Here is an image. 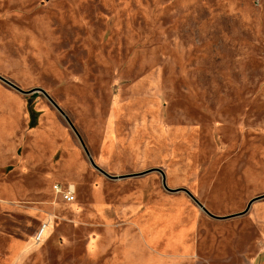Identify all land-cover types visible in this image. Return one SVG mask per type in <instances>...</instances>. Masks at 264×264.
Listing matches in <instances>:
<instances>
[{"label":"rangeland","instance_id":"obj_1","mask_svg":"<svg viewBox=\"0 0 264 264\" xmlns=\"http://www.w3.org/2000/svg\"><path fill=\"white\" fill-rule=\"evenodd\" d=\"M0 76V264H264V0H0Z\"/></svg>","mask_w":264,"mask_h":264},{"label":"crops","instance_id":"obj_2","mask_svg":"<svg viewBox=\"0 0 264 264\" xmlns=\"http://www.w3.org/2000/svg\"><path fill=\"white\" fill-rule=\"evenodd\" d=\"M22 94L23 93L15 90L7 83L0 80V119L1 120L6 118L12 119L15 116H19V117L23 116L25 121V127H27V122L30 119V116H29V111L27 109L26 96H23ZM24 128H23L24 130L23 134L27 132V135L26 136L24 135V141L17 143V145L14 144L12 146L11 152L7 153L6 150H4V153L1 154L2 156L0 157V171L7 167L11 168L14 166L13 169H15V172H19L23 174L26 173L31 174L33 173L32 171L39 170L38 168L41 167L42 164L48 163L49 157L47 156V153L49 151L46 152V149L49 150V148L47 147L46 142L38 141L37 138L35 139V137L38 136L37 135L38 128H36V130L33 131L32 130L27 131ZM31 135L34 137L32 142L28 140L31 139L32 137ZM27 137L28 139L26 141L25 139ZM43 145L45 146V150L42 149ZM2 148L3 145L0 144V149ZM20 148L24 149V151H22L23 155H21L19 158L10 160V157L12 156H9V154L12 155L14 152H17V150H19ZM40 173L47 174L48 172L43 171ZM4 189L0 187V191H4ZM9 192L18 193V191L15 192L13 190L12 191L9 190Z\"/></svg>","mask_w":264,"mask_h":264},{"label":"water","instance_id":"obj_3","mask_svg":"<svg viewBox=\"0 0 264 264\" xmlns=\"http://www.w3.org/2000/svg\"><path fill=\"white\" fill-rule=\"evenodd\" d=\"M0 78H1L5 83H7L8 85L12 86L13 88H15L16 90H18L19 92H21V93H23V94H27V93H31V92H36V91H42V92L46 93V92H45L43 89H41V88H37V89H34V90L25 91V90L21 89L19 86L15 85V84L12 83L11 81H9L8 79H6V78H4V77H2V76H0ZM48 96H49V95H48ZM49 98L51 99V101H52L56 106H58L50 96H49ZM65 116H66V115H65ZM82 144H83V146H84V149H85V151H86V153H87V155H88V158H89L90 162L92 163V165H93L95 168L99 169L103 174H105V175L108 176L109 178H113V179L123 178V176H112V175L108 174L106 171H104L103 169H101V168L95 163L93 157L91 156V154H90V152L88 151V149H87V147L85 146V144H84L83 142H82ZM163 184H164L165 187H167V186H166V181H165V179H163ZM192 197H193V196H192ZM193 199L199 204V206H200V207H201V208H202L207 214H209V215L212 216V217L219 218V217H217V216L211 214V213H210V212L204 207V205L201 204L197 199H195V198H193ZM253 202H254V199L251 200V201L248 203L246 209H245L243 212H241V213H239V214H233V215H231V216H226V217H223V218L233 217V216H236V215H241V214H245V213H247V212L249 211V209H250V207H251V205H252Z\"/></svg>","mask_w":264,"mask_h":264},{"label":"built area","instance_id":"obj_4","mask_svg":"<svg viewBox=\"0 0 264 264\" xmlns=\"http://www.w3.org/2000/svg\"><path fill=\"white\" fill-rule=\"evenodd\" d=\"M54 189L56 194L62 195L63 199L67 203H73L75 199V187L74 185L62 186L61 184H55Z\"/></svg>","mask_w":264,"mask_h":264},{"label":"trees","instance_id":"obj_5","mask_svg":"<svg viewBox=\"0 0 264 264\" xmlns=\"http://www.w3.org/2000/svg\"><path fill=\"white\" fill-rule=\"evenodd\" d=\"M30 111H31V115L33 116V118H34V121L36 120V113H35V111L33 110V107H32V105H31V107H30ZM33 125V124H32Z\"/></svg>","mask_w":264,"mask_h":264}]
</instances>
